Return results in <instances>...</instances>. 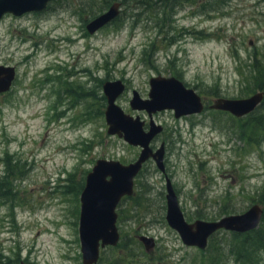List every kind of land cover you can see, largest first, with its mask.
I'll return each mask as SVG.
<instances>
[{
    "label": "rangeland",
    "instance_id": "374dc122",
    "mask_svg": "<svg viewBox=\"0 0 264 264\" xmlns=\"http://www.w3.org/2000/svg\"><path fill=\"white\" fill-rule=\"evenodd\" d=\"M100 2L54 0L41 13L0 20V66L16 71L0 94V264H82L87 174L98 160L129 165L140 154L108 135L103 84H124L116 104L147 130L150 118L129 103L133 91L148 98L153 77L178 79L205 107L178 119L170 110L152 115L163 130L150 147L164 144L165 171L151 159L143 164L133 194L116 208L120 241L98 264H264L262 232L220 230L200 250L185 246L165 219L167 179L188 223L255 204L264 210V132L251 131L264 119V97L242 118L209 109L217 98L264 96L255 71L264 75V0H229L220 15L174 8V0L143 7L119 0V19L90 35L88 22L110 7L98 9ZM139 235L154 239L153 255Z\"/></svg>",
    "mask_w": 264,
    "mask_h": 264
},
{
    "label": "water",
    "instance_id": "95a60500",
    "mask_svg": "<svg viewBox=\"0 0 264 264\" xmlns=\"http://www.w3.org/2000/svg\"><path fill=\"white\" fill-rule=\"evenodd\" d=\"M54 0H0V20L10 14L20 17L28 13H40L46 10ZM121 4L113 3L106 12L89 21L87 32L92 35L109 25L120 14ZM14 67L0 66V94L11 89L15 80ZM150 90L147 99H142L136 91L132 93L130 107L134 111H144L150 118L148 129L139 117L125 114L116 104V99L124 92L121 81L105 82L103 93L106 97L105 122L108 135H117L126 143L140 149L134 163L122 165L117 161H96L85 179L80 195L79 239L81 244L82 264H97L100 249L115 247L120 235L117 230L116 207L122 198L133 194V179L140 172L143 164L153 160L157 168L164 173V144L153 151L151 141L163 128L152 120V115L161 111H173L176 119L192 114H200L205 104L192 89L186 88L174 77H153L149 80ZM263 93L254 94L244 99L217 98L209 109L226 112L235 118H242L254 112L263 99ZM166 222L175 230L185 246L206 249L209 238L220 230L238 234L257 229L264 210L260 205H252L246 212L228 215L217 221L196 220L188 223L179 207L177 196L171 182L166 180ZM138 241L146 252L155 247V241L148 236H138ZM25 264V263H21Z\"/></svg>",
    "mask_w": 264,
    "mask_h": 264
},
{
    "label": "trees",
    "instance_id": "16d2710c",
    "mask_svg": "<svg viewBox=\"0 0 264 264\" xmlns=\"http://www.w3.org/2000/svg\"><path fill=\"white\" fill-rule=\"evenodd\" d=\"M117 1H119V0H101V2L99 3L100 7H97V8L98 9L101 7L107 8ZM136 1L142 7L143 6H149L150 4H153V5L163 4L165 2V0H136ZM150 1H152V2H150ZM228 2H229V0H174V8L179 7L181 4H193L201 14L202 13L208 14L210 12H213V13H219V15H220L222 9L228 5ZM154 9L157 12L158 8L154 7ZM92 12H93V9H92ZM118 19H119V17H117L111 23H115ZM254 59H255V63H256L257 58L254 57ZM255 71H256V74H258L259 76H264L262 74V71L259 68L256 69ZM260 88L264 91V80H263L262 85H260ZM251 127H252L251 131L255 132V130H261L264 132V119L263 118L257 119L256 123L252 124ZM263 207H264V204H263ZM263 224H264V213H263V217H262V220H261L259 227L253 231H250L248 233H244L242 235H245L246 237L247 236L252 237L256 233H259V235H260L261 232H262V235H264V229H262ZM251 239L254 240L256 238H251Z\"/></svg>",
    "mask_w": 264,
    "mask_h": 264
},
{
    "label": "flooded vegetation",
    "instance_id": "af4514ba",
    "mask_svg": "<svg viewBox=\"0 0 264 264\" xmlns=\"http://www.w3.org/2000/svg\"><path fill=\"white\" fill-rule=\"evenodd\" d=\"M13 85V84H12ZM12 87V86H11ZM155 139V138H154ZM153 139V140H154ZM152 140V141H153ZM152 141H151V143H152ZM150 146H151V144H150ZM117 208V207H116ZM117 217H118V214H117ZM139 236H142V235H139ZM137 238H138V236H137ZM120 241V240H119ZM118 245V244H117ZM108 247H110V246H108ZM106 248V247H105ZM104 249V248H103ZM103 249H100V252H99V259H98V262H99V260H100V258H101V251L103 250ZM145 251V250H144ZM146 252V251H145ZM154 252H155V250L153 249V250H151L150 252H146V255H148V256H150V255H153L154 254ZM98 262H97V264H98Z\"/></svg>",
    "mask_w": 264,
    "mask_h": 264
}]
</instances>
